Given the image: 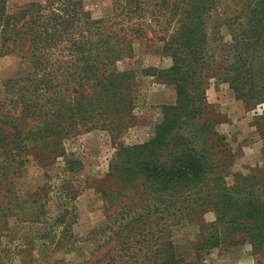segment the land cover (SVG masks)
<instances>
[{
  "label": "trees",
  "instance_id": "obj_1",
  "mask_svg": "<svg viewBox=\"0 0 264 264\" xmlns=\"http://www.w3.org/2000/svg\"><path fill=\"white\" fill-rule=\"evenodd\" d=\"M6 2L0 0V55L16 54L31 71L2 84L0 214L12 213V201L20 206L23 197L13 183L26 162L62 155L66 170L76 173L83 163L66 154L65 140L95 127L113 138L127 129L133 72L118 63L130 55L133 36L155 31L154 22H174L176 31L164 37L171 65L158 72L175 86V104L162 107L154 137L120 145L112 174L135 175L137 190L120 192L119 211L108 217L109 233L96 248H104V264H198L175 256L170 227L194 220L207 207L216 222L200 224L202 244H235V236L242 235L264 257V183L251 175L227 185L226 169L215 170L209 159L215 153L211 146H200L201 134L210 131L203 118L208 65L218 63L246 104L262 103L264 117V0L255 2L225 56L203 64V55L215 51L201 42L204 6L198 10L196 3L206 0H112V15L105 19L93 18L83 0H31L12 12ZM189 126L196 133L186 136ZM222 138L219 134L215 143ZM228 158L217 166L224 167ZM205 229L213 233L205 237Z\"/></svg>",
  "mask_w": 264,
  "mask_h": 264
},
{
  "label": "rangeland",
  "instance_id": "obj_2",
  "mask_svg": "<svg viewBox=\"0 0 264 264\" xmlns=\"http://www.w3.org/2000/svg\"><path fill=\"white\" fill-rule=\"evenodd\" d=\"M30 1L7 0L6 10L12 12ZM256 1L206 0L196 3L197 9L201 4L204 6L202 24L199 25L201 42L205 49L215 50L211 56L203 55L202 64L212 60L217 62L225 56ZM83 2L95 19L112 15V0ZM152 28L155 31L145 37L131 38L130 55L118 63L120 69L133 72V105L131 117L126 122L127 129L113 138L106 128L95 127L65 140L66 154L83 163L79 172H68L63 156L58 155L50 162L30 158L32 160L14 176V190L23 200L17 208L12 201V213L0 214V264H104V248L96 246L102 244L109 233L104 228L108 217L119 211L123 199L120 192L133 194L137 190L135 175L117 177L112 174L111 167L121 158L120 145L143 144L154 137L156 126L162 121V107L173 105L176 100L175 86L165 81L164 76L160 77L158 70L171 65L170 56L164 53V37L174 34L177 25L154 22ZM218 66V63L211 65L210 69L208 65L203 73V118H208L210 131L201 134L200 146H211L210 151L215 153L209 159L216 165L215 170L226 169L223 174H226L227 185H232L236 177L251 175L264 183L262 103L250 106L237 97ZM30 71L31 66L16 54L0 55V99L5 80L24 76ZM189 133H196L192 126L183 132L186 136ZM219 134L223 138L218 144L215 139ZM224 156L229 157L226 165L218 167V160ZM205 171L207 176V168ZM260 200L264 202V195ZM210 222H216V215L205 207L194 220L171 226L169 239L175 256L191 258L198 264H264V257L258 255L252 243L242 235L235 236V244H202L200 224ZM217 226L220 228L219 222ZM212 233L213 230L205 229V237Z\"/></svg>",
  "mask_w": 264,
  "mask_h": 264
}]
</instances>
